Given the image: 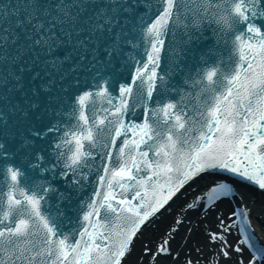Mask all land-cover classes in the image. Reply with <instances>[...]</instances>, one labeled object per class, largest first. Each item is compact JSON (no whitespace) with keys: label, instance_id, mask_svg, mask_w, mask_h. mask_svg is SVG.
<instances>
[{"label":"snow or ice","instance_id":"obj_1","mask_svg":"<svg viewBox=\"0 0 264 264\" xmlns=\"http://www.w3.org/2000/svg\"><path fill=\"white\" fill-rule=\"evenodd\" d=\"M142 5L147 6L145 0H99L89 15L86 14L89 7L86 0H0V46H3L0 47V63L15 64L29 53L44 51L47 53L46 65L51 71H58L71 55L70 52L59 56L56 54V49L66 42L58 32L85 50L80 56L81 61L88 58L87 40L91 36L97 37L98 46L99 37L107 36V42L103 44L104 56L96 60L93 50L94 64L89 65L82 74L74 76L63 91L75 89L77 93V96L68 97L73 115L82 110L85 98L103 94L104 99L118 100V103L110 105V131L94 137L89 128L87 136L90 146L103 150L101 166L106 175L99 179H107L108 194L97 195L102 196L103 202L117 215L103 213L106 217L111 216V219H97L91 224V231L85 229L81 232L82 238L87 237L83 244L79 241L75 245L66 244L64 239L53 238L55 228L40 212L41 201L55 190L54 186L47 181H37L32 185L31 195L20 189L23 204L14 195L9 197L10 207L4 212V217L6 220L13 217L11 222L14 226H0V254L3 255L0 264H69L70 250L72 264H76L77 260L79 264H134L129 261L133 237L160 214L157 209L175 203L182 188L195 183L201 175L211 174L218 169L220 172L216 173L217 176L220 173H233L257 182L264 190V30L254 22L247 24V30L255 34L249 40L239 41L241 55L248 62L247 69L241 65L240 71L232 77L234 84L228 89V95L217 100V106L209 109L210 115L203 122L189 121V127L181 115L170 111L176 108L172 100L156 103L153 107L151 99L156 83V60L153 57L159 58L156 45L166 32L173 8L177 12L176 19H180L182 5L174 0H165L163 11L148 27H145L143 15H138ZM221 7L224 14L220 19L229 27H234L242 20L264 16V0H235V3L224 0ZM194 22L199 24L202 20L197 18ZM85 32L88 36L82 35ZM136 33L152 44L149 57L151 68L148 71L142 68L136 70L140 80L147 77V87L138 85L133 91L131 84L121 83L118 88L123 95L113 96L111 89L116 77L110 68L114 60L124 55L126 47H135ZM253 40L256 42L253 43ZM9 42L15 45L14 54H10L7 49ZM72 67L76 70L78 66L73 64ZM214 73L215 69L207 73L209 80ZM31 80L32 83L26 87L23 71L15 72L9 89L6 87L8 80L0 75V87H4V93L0 94L4 97L3 103H0V171L10 178L14 188L18 187L16 182L22 175L21 167L14 160L17 153L30 159L32 167L40 166L41 172L57 167L56 163H48L47 168L41 166L46 158L41 150L34 152L33 146L34 138L59 133V120L49 119L42 127H38L36 121L49 113L59 114L58 108L62 112L63 98L50 96V102L42 105L41 95L51 92L54 80L41 78L39 71L32 72ZM16 93H20V96L17 97ZM125 96H131L135 106L144 108L146 117L142 123L125 121V112L132 106ZM53 99L55 103L51 102ZM34 113L36 119H33ZM162 118L167 122H162ZM173 119L175 123H172ZM103 120L104 117H100V121ZM129 128L134 136L123 139V144L116 152V166L110 168L105 160L112 161L116 138H123L122 134ZM157 128L159 132L155 131ZM176 129L197 134L184 138V133L177 135ZM17 138L19 142L13 147L10 142ZM75 139L77 150L70 157L67 153L59 152L64 142L58 138L54 141L52 151L56 154L57 163L62 161L65 164V170L60 174L67 178L71 173L69 181L79 182L77 170L81 164L78 161L82 155L91 156L92 153L81 151L82 137L77 136ZM79 175L85 176L84 173ZM117 177L120 179L117 180ZM161 180L164 182L161 183ZM113 181L124 192L114 194ZM207 187L208 195L202 197L200 204L192 209L194 218L208 212L220 201H230L236 195L235 185L223 178L211 180ZM63 195L61 193V197ZM112 200L119 203H110ZM98 203L93 202L91 211L85 213L89 220L94 215L101 216ZM13 205H20V208L14 210ZM249 215L251 209L240 206L238 202L226 219L217 217L218 230H204L203 235L208 242L217 245L214 249L216 264L221 259H232L230 249L241 254L236 264H264V239L256 232L248 219ZM16 216L19 219H15ZM233 218L239 222L240 231L235 244H229L227 235L233 227ZM113 220L122 226L114 230ZM183 223L184 218H173L164 236L158 238L155 250L144 249L145 254L151 252L150 264H156L157 261L166 264L162 258L173 254L172 242L176 240ZM98 236L100 244L96 243ZM192 236V228H185L180 240L186 244ZM26 237H38L39 242L29 243ZM241 245L247 249L246 258ZM185 264H193V261L186 259Z\"/></svg>","mask_w":264,"mask_h":264},{"label":"water","instance_id":"obj_2","mask_svg":"<svg viewBox=\"0 0 264 264\" xmlns=\"http://www.w3.org/2000/svg\"><path fill=\"white\" fill-rule=\"evenodd\" d=\"M88 0H86V2H87ZM89 1H91V2H94L95 0H89ZM152 1V0H151ZM179 1V0H178ZM189 1L190 0H180L179 1V3L182 5V8H181V14H180V16H181V18L183 19V20H186L187 19V17H186V15H187V12L185 13V12H182V10H184V11H186V9L188 10V11H191V12H195L193 9H192V7L189 5ZM200 2H201V0H199ZM209 1H211V0H209ZM49 2H51V0H49ZM90 2V4H89V7H91V8H89L88 10H90L91 12L93 11V6L95 5V4H92ZM187 2H188V4H187ZM198 2V1H197ZM212 2V1H211ZM211 2H209V6L210 7H213L214 6V4H212ZM146 5H150V6H152V7H154L156 4H155V2H151V3H146ZM201 5H202V9H201V11H203L204 13H203V15H205V16H208L209 18H207L206 20H204V19H202V18H200L201 20H202V23L203 24H209L210 25V23L212 24L214 21H216V17L218 16L217 15V12H215L214 13V15L212 14V12L210 11V9H209V6H208V3H201ZM88 10L86 11V14H91V12H88ZM157 13H158V15L160 14V12H158L157 11ZM153 15H155L154 14V12L153 13H150L149 14V16H148V19L147 20H150L152 17H153ZM156 16V15H155ZM257 17V16H256ZM258 18V17H257ZM260 18H262V16H260ZM153 21V20H152ZM148 22V21H147ZM147 26L146 27H148L149 25H148V23L146 24ZM198 32V31H197ZM210 33H212V30L210 31ZM250 34H251V32H249ZM238 34H240L237 38H238V40H240V39H242V35H248V33L246 32V33H238ZM58 35L60 36V38L63 40L64 38H63V33H61V32H58ZM82 35L83 36H88V33L87 32H85V33H82ZM136 35V40L137 39H139L140 38V41H141V39H142V41L143 40H145L146 38H141L140 37V35H139V33H136L135 34ZM213 36H211V38H212ZM94 38H96V36L95 35H93V36H91L88 40H87V43H88V45H89V48L90 49H87L86 51H87V53H89V52H91L92 54H94V51L93 50H95V56H100L101 55V52H104V48H103V44L104 43H106L107 42V39H108V37L107 36H101V37H99V40H100V44H99V46L98 45H94ZM245 39V38H244ZM135 40V41H136ZM134 41V42H135ZM228 41V40H227ZM226 40L224 41V42H222V43H225V42H227ZM66 44H67V46L69 47L68 48V50L67 51H65L64 52V47L65 48H67L66 46H62L61 45V48H57L58 50H56V54L59 56V55H63L64 53H66V52H70L71 53V55H70V57H69V59L67 60L68 61V63H67V65H65V66H63L64 67V72H66L67 74H68V76H70V78H69V82L72 80V78L74 77V76H76V73H83V71L84 70H86V69H88V66L89 65H92V64H89V62H88V60L86 59V60H84L83 61V65H81V60H80V56L81 55H83L84 54V52L85 51H83V49H81V48H79V47H77V45H75V43L73 42V41H70L69 40V42L68 41H66L65 42ZM220 44H221V42H219ZM12 43L11 42H9L8 43V45H7V49H8V51H12V47H14L15 45H11ZM231 45H228L227 44V47H228V49H230V53H233V51L235 50V49H232L231 47H230ZM0 47H3V46H0ZM184 48V46H180V47H178V50L177 51H173V52H178V57H180L181 58V56H183V57H186V51L183 49ZM126 49V56H128L126 59H125V61H124V63H126V64H129V66L126 68V69H124L122 66L120 67V69L119 68H116L115 66H116V64H117V60H114V62H113V67H111L110 68V71H112L114 74H115V77H117V79H119L122 75H124V74H126L125 72H127V71H129L130 69H131V67H132V65H133V61H134V59L136 58V56H140V53L138 52V51H136V50H134L133 48H132V46H128V47H126L125 48ZM89 50H91V51H89ZM40 52L41 51H39V52H36V55H35V57H31L32 56V54H30V57H28V58H23L24 60L22 61V64L21 65H25V66H27V65H29V66H27V68H26V70H25V72H24V79H25V81H26V87H27V85L28 84H31L32 83V80H30L31 79V75H32V72H34V71H39L40 72V74H41V78H44V79H47V78H51V79H53L54 80V77H53V75H54V72L55 71H51L50 70V68L46 65V63H45V60H46V57H47V54L44 52V51H42L41 52V54H40ZM40 56V58L39 59H37V57H38V55ZM135 56L133 59H132V61H130L129 60V58H130V56ZM239 55H241V54H239ZM211 58V57H210ZM233 58H235V60H236V62H237V64L238 65H240L238 62L239 61H243L242 59L243 58H241V57H236L235 55H234V57ZM34 59H37V61H33ZM120 59H121V57L118 59L119 61H120ZM127 61V62H126ZM129 61H130V63H129ZM42 62H43V64H42ZM121 62H123L122 60L120 61V64H121ZM220 62H221V60H220ZM219 62V63H220ZM6 63V62H5ZM5 63H0V75H2V76H4V78L6 79V80H9V79H11V81H12V76L11 77H8L9 76V74L7 75V67H6V65H5ZM218 63V64H219ZM18 64V63H17ZM73 64H76L78 67H77V69L76 70H73ZM218 64H214V65H212V67H214V68H216L217 67V65ZM247 65V64H246ZM16 66V65H15ZM20 66V65H19ZM24 66V67H25ZM188 72L189 71H191L192 72V68L193 67H195L196 69H193V73L195 72V73H198L199 71V68H201V65L199 64V62H193V61H190V60H188V62H185L184 63V66H183ZM123 68V69H122ZM197 68H198V70H197ZM233 68V67H232ZM232 68L231 69H229V71H228V73H226V70H225V67H221V69H223V70H225V74L226 75H224L223 74V76H224V78H225V84H224V87L227 89V91H228V89L229 88H231L232 86H233V84H234V81L232 80V77H233V75H234V68H233V70H232ZM236 68H237V72L238 71H240V68L239 67H237V65H236ZM112 69H114V70H112ZM147 69V71L149 70V68H146ZM217 69H219V67L217 68ZM18 71H21V70H18ZM125 71V72H124ZM9 73V72H8ZM75 73V74H74ZM49 74H50V77H49ZM129 79H131L132 77H131V73L129 72ZM61 77H63V76H61ZM187 75L186 76H184V78H186L187 79ZM125 78H127V76L125 77ZM65 77H63V80L60 82V85H56V83L54 82V84H53V87H52V90H51V92L50 93H42V95H41V101H42V105H44V104H48L50 101H49V97L51 96H53L54 95V93H56L55 91H58V92H63V90H64V88H65V86L69 83H66V81H65ZM128 79V78H127ZM127 79H125V80H127ZM8 85V84H7ZM204 86H207V84L205 83L204 84ZM11 87V86H10ZM55 88H57V89H55ZM208 88V87H207ZM70 90H74V89H70ZM67 91V90H66ZM4 93V87H0V94H3ZM17 97H19L20 96V93H16L15 94ZM0 97H3L2 95L0 96ZM4 98H0V103H3V100ZM55 99H58V98H55ZM54 103H55V101H54ZM57 111H58V109H57ZM50 115H53V114H51V113H49L45 118H43L42 120H37L36 121V123H37V126L38 127H42L43 125H45V124H47L48 123V121H49V119H51V118H53V117H51ZM33 119H36V117H35V113L33 114ZM57 120H59L60 121V130H61V126L63 127L64 125H63V121L61 120V116H58V119ZM66 126H68V125H66ZM69 130H71V127H69ZM62 133H63V131H59V133H55L54 135H52V133L51 134H49L48 135V137H46V139L45 138H38V141H39V144H37V147H33V151L35 152V151H37V150H41L42 151V153L44 154V156H48V154H49V152H51V150H50V148H52V147H54V145L52 144L54 141H55V139H57V138H59L60 137V135L62 136ZM66 135V134H65ZM48 138V139H47ZM13 146V145H12ZM15 159L16 158H18L17 157V155H15V157H14ZM14 159V160H15ZM29 161H30V159L28 160V161H25V162H23L22 164H23V166L25 167V168H27L28 167V164H29ZM31 162V161H30ZM55 163L57 164V161H55ZM60 163L61 164H64L62 161L61 162H59V165H60ZM22 168V169H25V168ZM39 170V169H38ZM37 173V172H36ZM35 175H37V174H35ZM42 175V179H44L45 178V175H43V174H41ZM0 177H1V174H0ZM197 182H198V180H196ZM199 181H201V180H199ZM64 183V182H63ZM194 185V184H193ZM192 185V186H193ZM67 187L68 186H63L62 185V189H63V191H66V189H67ZM185 192V191H184ZM67 193L68 194H71V196H76V195H74L73 193H71V192H68L67 191ZM1 200V199H0ZM1 209V208H0ZM167 209V208H166ZM165 210H163L162 212H159L160 214L161 213H163ZM156 220V219H155Z\"/></svg>","mask_w":264,"mask_h":264},{"label":"bare ground","instance_id":"obj_3","mask_svg":"<svg viewBox=\"0 0 264 264\" xmlns=\"http://www.w3.org/2000/svg\"><path fill=\"white\" fill-rule=\"evenodd\" d=\"M202 181V180H201ZM201 181L196 182L193 186H197V192H199V184ZM196 192V193H197ZM244 192V191H243ZM195 193V194H196ZM195 195H192L189 192H186V195L180 196L181 198L177 199V203H175L176 208L169 212V208L167 207L168 212L161 213L159 217L156 219V224L153 227H150L141 235V239L138 242V239H135V246L133 247L132 254L129 256V261L134 262V264H149L148 256L140 253L139 244L149 243L159 238L168 226L171 224L173 218L177 219V212H182L183 203L190 200ZM257 196V197H256ZM250 196V199H254V202L251 204V207H254V213H256L257 217L255 218V223L260 231H262V237L264 239V198L263 195ZM239 196L235 197L232 202H240ZM242 200V199H241ZM244 201V199H243ZM246 204V202H245ZM187 217L186 221H190L193 236L189 238L188 243H183L180 240V237L184 235V228L180 226V231L176 234V240L172 243L173 254L162 258L166 264H185V260L189 259L193 261V264H216V258L214 255V249L217 248V245L210 244L207 240V237L203 235L205 229L209 230H218L217 228V216L224 215L223 217L228 216V205L221 204L217 206L214 210L210 209L208 212L200 214L198 217L194 218V214L192 209H189L185 214ZM222 218V216H221ZM175 226V225H173ZM236 240V234L234 233V229L231 228L230 234L227 235V242ZM179 255H176V253ZM175 255V256H174ZM232 259L230 261H225L221 259L219 264H236L237 259L241 255L240 253H235L231 251ZM246 253H244V256ZM141 258V259H140ZM159 264V261L156 262Z\"/></svg>","mask_w":264,"mask_h":264}]
</instances>
